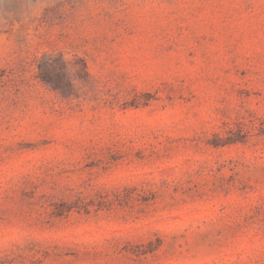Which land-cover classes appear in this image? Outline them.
Here are the masks:
<instances>
[{"label": "rangeland", "instance_id": "rangeland-1", "mask_svg": "<svg viewBox=\"0 0 264 264\" xmlns=\"http://www.w3.org/2000/svg\"><path fill=\"white\" fill-rule=\"evenodd\" d=\"M0 264H264V0H0Z\"/></svg>", "mask_w": 264, "mask_h": 264}]
</instances>
